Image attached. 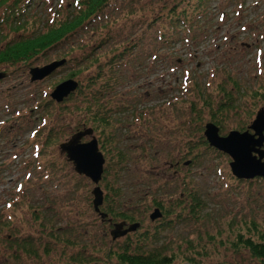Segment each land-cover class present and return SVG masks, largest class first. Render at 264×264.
<instances>
[{"label":"rangeland","instance_id":"374dc122","mask_svg":"<svg viewBox=\"0 0 264 264\" xmlns=\"http://www.w3.org/2000/svg\"><path fill=\"white\" fill-rule=\"evenodd\" d=\"M116 2L97 24L74 33L56 49L20 67L0 69L10 74L0 80V264L6 261L5 249L7 257L11 255L4 238L49 237V230L66 225L70 232L54 235L65 240L77 237L80 249L86 242L94 246L89 251L101 257L97 250L106 249L100 243L106 233V242L112 246L113 225L103 222L94 210L95 184L79 175L60 150L74 134L90 128L95 134L83 142L97 138L105 168H115L123 177L125 210L143 224L139 231L165 226L167 219L173 223L159 232L164 241L160 246H170L168 253L186 252L187 242H196L198 235L203 238L198 243L213 236L228 246V240L239 232H255L253 224L264 232V179L236 178L230 167L232 158L211 147L204 135L210 123L217 124L222 137L233 131L243 133L264 109V0ZM36 4L26 17L15 21L19 31L11 30L9 21L3 24L13 15L4 8L8 3L0 4L5 44L57 27L79 11L73 0H37ZM175 16L181 20L174 26L176 44L170 47L164 35L159 36L160 25ZM131 20L132 28L127 25L123 31L138 46L130 52L129 61H118L116 56L124 51L127 40L115 35L114 26ZM148 25L152 35L141 37ZM111 27L114 33L107 34ZM150 46L155 48L141 56L139 65L136 59ZM63 58L69 63L32 81V69ZM93 76L94 86L90 84ZM69 80L84 85V94L92 87L110 85L98 96L112 121L110 126L94 122L101 117L93 115L95 96L89 94L85 100L63 104L51 97L55 113L43 121L45 93L52 95ZM48 128L54 139L45 144L42 132ZM100 186L106 194L104 185ZM198 197L205 209L199 220L190 219L193 200ZM157 208L171 215L153 222L151 215ZM63 244L55 245L42 260L26 257L24 261L65 264ZM227 246L215 249L212 245V259L206 264L233 260L252 264L246 255L227 251ZM16 263L9 259L5 264Z\"/></svg>","mask_w":264,"mask_h":264},{"label":"trees","instance_id":"16d2710c","mask_svg":"<svg viewBox=\"0 0 264 264\" xmlns=\"http://www.w3.org/2000/svg\"><path fill=\"white\" fill-rule=\"evenodd\" d=\"M36 2L37 0H0L1 5H6L8 3V5L4 8L6 9L7 13L9 11L10 14L13 15L11 17L5 18L3 20L5 23L3 24H7L10 22L13 25V28L11 30L19 31L20 29L15 26V21L20 17H26L25 13H27L30 7L34 6ZM73 3L79 8L77 14L71 13L70 16L65 17L64 20L56 24L58 25L57 27L50 26L46 31H42L41 29L39 33L35 34L32 37L21 38L17 41H12L5 44L4 41H6L7 37L2 33V31H0V69H2L3 67H7V69L9 67H20L21 65H23L22 63H28L36 56L48 53L49 51L56 49L74 33L78 32L81 29L82 30L80 32H83L85 29L88 30L91 24H97L101 20L100 17L105 13V11L109 7H114L117 2L116 0H73ZM168 20L170 28L167 26ZM180 20L181 18L179 16H175L171 19H167L165 22L163 21V23L160 25L162 28V32L159 36L164 35L165 44L170 47L176 44V40L173 38V35L176 34L174 31V26L176 22H179ZM131 23L132 20L125 23L123 26H114V28L117 30L115 35H120L127 40V42L123 46L124 51L116 56L118 61L123 60V62H127L125 60L128 58L129 61L131 59L130 52L132 54V52L138 46L137 43L133 45V40H129L130 38L128 32L123 31V29L127 25V29H131ZM151 30V25H148V28L143 30V34L141 35V37L145 35H152ZM108 31L109 33L107 34L114 33L113 27H111V29H109ZM131 45H133L132 48H130ZM154 48L155 47L150 46L143 49V51L140 53V56L136 59L137 62H139V65H141L139 61V59H141V56L153 51ZM157 58L158 56H156V59ZM112 59L106 64H110ZM60 60L67 59L63 58ZM67 63H69L68 60L65 65ZM7 69H5V71H0V73L6 74V78L7 76H10V74L6 72ZM95 79L96 77L94 76L90 79V84L93 86L95 83ZM83 89L84 85L79 82V89L75 93L77 98L71 95L63 103L74 100L79 101L81 98L85 100V98L88 97V94L90 96H95L93 98V104H91L94 110L93 115L97 118L101 117V119H94V122L99 123L98 126H103L104 128L110 126L112 121L109 117H107L108 114L105 112V108L103 104L100 103V99L98 97L102 95L101 90H109L110 85H106L101 89L100 87L96 86L95 90H93L92 87L91 92H89L88 94H84V92H82ZM50 100H52L51 95L45 93L42 102L46 103L47 107L41 105L42 109L45 111V114L42 117L44 122L46 119H48L46 118V116L53 117L55 113L54 110L56 106H52L53 102L55 101L52 100L53 102H51ZM81 104H83V102ZM37 108L39 109V105H37ZM61 108H63V106H61ZM33 109V112H35L36 108L33 107ZM64 109L67 110V108ZM90 129L95 132L94 128ZM42 133L44 134L43 139L45 141V144H49L51 141H53L54 135L51 132V128L44 130ZM101 183L102 185H104L106 190V194L104 193L105 198L104 204L102 206V211L108 214V218L112 220V223H108L111 225H113L114 223L117 224L122 222H126L128 224L140 223L136 221V217L134 215L128 213L129 211L125 210L124 205L126 203L125 200L122 199V197L127 193L126 188L123 184V177L120 175V173H117L115 168L111 170L110 166L106 167ZM204 209V202L201 201L199 197L194 198L189 218L199 220L201 212ZM169 214L171 215L168 210H166L164 214L162 213L165 219L168 218ZM36 216L38 217V213ZM178 218L180 220L182 219L181 216H179ZM171 225H173V223L170 221V219H167L165 226L158 225L159 227H157V229L154 228V230L152 231L147 230L140 232L138 230L136 232H133L132 236L127 235L117 240H113L111 235L112 246H108L106 242L105 237L108 236V233H106V236L102 235V238L100 239V243L105 246L106 249L97 250L102 252L101 257L96 256L94 253L89 251L91 248H94V246L86 242H84L85 246L83 247V249H80L78 246L79 240L77 237L72 239L71 236H69V240H65L60 236L54 235L55 233L61 232L64 236L65 233L70 232L69 225H66V227H60L53 231L49 230V237H45L43 236V234H41V236L31 234L16 239H14L13 237H7L3 240L8 244V249L10 250L11 255L7 257V249L4 250L5 252L3 253L6 261H3V264H5L9 259H13L15 262H17L16 264H27L28 261H24L26 257L30 259L42 260L43 257H46L50 253V250H52L55 245H59L63 241L64 244L60 246L62 247V255L67 259V262H65V264H104V261L108 262V264H206L209 259H212L210 254L212 245L215 249H219L220 245L224 247L227 246L224 243L223 239L218 240L213 236H209L206 242L198 243L201 239H203L198 235L196 242H187L188 248L186 249V252L178 256L174 253L171 254V252L168 253L170 246L166 244H162L163 246H160L164 241L159 232L161 230L169 228ZM141 226L143 227V224H141ZM252 229L255 232H247V234L244 232H239L235 235L233 240L229 239L227 251H230V253L232 252L236 255H240L241 257L246 255L250 260V263L252 264H264V232H258L259 227L256 224L252 225ZM105 232H108V230H106ZM81 233L82 232H79L78 235L80 236ZM151 241L155 244L151 245ZM76 248H78L77 251H72ZM29 263H31V261ZM240 263V261L233 260L232 263H226V261H224L221 264Z\"/></svg>","mask_w":264,"mask_h":264},{"label":"water","instance_id":"95a60500","mask_svg":"<svg viewBox=\"0 0 264 264\" xmlns=\"http://www.w3.org/2000/svg\"><path fill=\"white\" fill-rule=\"evenodd\" d=\"M63 64L64 62H56L44 68L33 69L31 71L32 81L46 78ZM5 77L6 74L0 73V80ZM77 87L78 84L74 81H67L59 85L51 96L58 103H62L76 91ZM90 135H93L92 130L79 132L69 141L63 143L60 150L67 155L68 161L73 163L75 171L79 175L89 178L95 184L92 192L94 210L99 214L102 221H106L108 214L101 211L105 196L100 186L105 172L106 159L100 151L96 138L88 143L82 142L85 137ZM204 135L211 147L232 158L230 167L236 178L240 180L264 179V109L258 112L252 125L243 133L233 131L227 137H222L219 127L210 123L206 126ZM162 216L160 210L156 209L151 215V220L154 222L161 219ZM108 221L112 223V220L109 219ZM140 227L139 223H117L114 224L111 235L113 240H117L129 233L136 232Z\"/></svg>","mask_w":264,"mask_h":264},{"label":"flooded vegetation","instance_id":"af4514ba","mask_svg":"<svg viewBox=\"0 0 264 264\" xmlns=\"http://www.w3.org/2000/svg\"><path fill=\"white\" fill-rule=\"evenodd\" d=\"M213 124H215V123H213ZM215 125H217V124H215ZM206 126H207V125H206ZM217 127H218V126H217ZM219 129H220V128H219ZM157 209L160 210L161 213H163L162 210H161L160 208H157Z\"/></svg>","mask_w":264,"mask_h":264}]
</instances>
